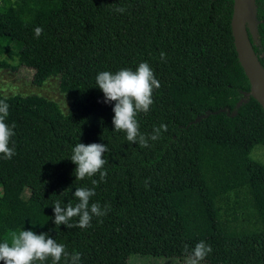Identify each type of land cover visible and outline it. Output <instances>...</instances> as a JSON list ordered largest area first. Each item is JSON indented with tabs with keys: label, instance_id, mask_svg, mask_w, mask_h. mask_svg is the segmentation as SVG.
Masks as SVG:
<instances>
[{
	"label": "trees",
	"instance_id": "trees-1",
	"mask_svg": "<svg viewBox=\"0 0 264 264\" xmlns=\"http://www.w3.org/2000/svg\"><path fill=\"white\" fill-rule=\"evenodd\" d=\"M256 4L259 37H250L264 67V0ZM233 8L234 0H0V71L30 64L34 84L57 77L70 104L65 114L45 97L0 91L16 153L0 154V242L31 230L81 253L80 264H129L185 261V246L204 241L213 251L201 264H264V164L251 158L264 147V109L239 61ZM142 62L161 87L137 115L140 132L168 126L147 148L115 131L116 102L104 103L96 85L99 72ZM78 143L107 146L106 182L76 180ZM81 187H95L90 204L110 205L107 215L86 229L56 227L54 203L74 206ZM25 189L37 199L24 200Z\"/></svg>",
	"mask_w": 264,
	"mask_h": 264
},
{
	"label": "clouds",
	"instance_id": "clouds-1",
	"mask_svg": "<svg viewBox=\"0 0 264 264\" xmlns=\"http://www.w3.org/2000/svg\"><path fill=\"white\" fill-rule=\"evenodd\" d=\"M117 12H125L124 8L116 9ZM43 29H34L35 37L39 38ZM162 60L166 59L164 52L160 53ZM96 85L104 93V103L116 102L113 108L114 129L117 132L126 133V139L131 143H138L141 148L149 147V141H156L161 138V132H167L168 126L161 124L154 127L152 134L145 135L140 132L137 121L138 113L147 114L153 104V91L161 87L160 81L155 77L153 70L147 62L139 64L138 68L120 69L113 73L101 71L96 76ZM9 116V104L0 100V154L5 159H11L16 153L14 147H9L11 138L15 135L13 129L15 124L9 126L6 119ZM108 151L107 146L102 143L84 144L78 143L72 150L70 160L77 165L74 175L76 180H83L86 177H93L99 174V180L92 179L93 186H98L101 182H106L108 175L104 170L107 161L104 154ZM147 181L145 187H147ZM95 187L77 188L74 197L78 200L74 206L68 203L65 207L57 200L54 203V223L56 227L66 225L69 229L91 227L93 217L106 216L110 210V205L103 208L96 203L90 204V199L95 196ZM78 217L76 223H71L73 218ZM99 222H102L99 221ZM188 252L186 264H201L213 249L211 245L200 241ZM81 253H69L64 244L57 243L47 233L36 234L31 230H22L12 233L10 242L5 240L0 242V261L4 264H44L51 258L52 264H59L63 259L64 264H80Z\"/></svg>",
	"mask_w": 264,
	"mask_h": 264
},
{
	"label": "rangeland",
	"instance_id": "rangeland-1",
	"mask_svg": "<svg viewBox=\"0 0 264 264\" xmlns=\"http://www.w3.org/2000/svg\"><path fill=\"white\" fill-rule=\"evenodd\" d=\"M11 64L16 68V71L11 69L0 71V91L5 98L18 95H37L55 101L63 113H68L70 104L66 95L60 92L57 77H51L42 86H38L33 82L35 70L32 65H21L18 61H13ZM251 158L264 164V147L256 146L252 151ZM23 199L34 201L37 199V194L32 190L25 189ZM129 264H186V260L133 256L130 258Z\"/></svg>",
	"mask_w": 264,
	"mask_h": 264
},
{
	"label": "water",
	"instance_id": "water-1",
	"mask_svg": "<svg viewBox=\"0 0 264 264\" xmlns=\"http://www.w3.org/2000/svg\"><path fill=\"white\" fill-rule=\"evenodd\" d=\"M258 25L256 0H234L232 30L239 61L250 81L251 96L264 109V67L250 37L258 40Z\"/></svg>",
	"mask_w": 264,
	"mask_h": 264
}]
</instances>
